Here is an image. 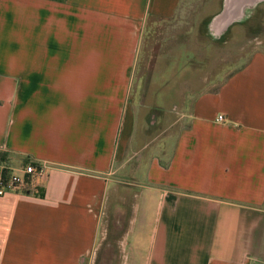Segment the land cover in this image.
Returning a JSON list of instances; mask_svg holds the SVG:
<instances>
[{
    "label": "crops",
    "instance_id": "crops-1",
    "mask_svg": "<svg viewBox=\"0 0 264 264\" xmlns=\"http://www.w3.org/2000/svg\"><path fill=\"white\" fill-rule=\"evenodd\" d=\"M182 1L0 0L2 165L46 166L0 196V264H264V51L187 113L156 92L132 104L144 31ZM259 5L223 0L206 32ZM141 107L167 125L151 135Z\"/></svg>",
    "mask_w": 264,
    "mask_h": 264
},
{
    "label": "rangeland",
    "instance_id": "rangeland-1",
    "mask_svg": "<svg viewBox=\"0 0 264 264\" xmlns=\"http://www.w3.org/2000/svg\"><path fill=\"white\" fill-rule=\"evenodd\" d=\"M222 1L183 0L176 17L150 20L132 78L130 97L134 107L142 102L150 103L156 92L155 96H162L165 105L171 108L170 118L187 113L199 89L206 85L209 89L216 87L225 75L245 63L254 51H264V5L254 8L252 17L243 26L228 31V35L220 39L206 32V19L219 9ZM141 108L142 116L149 120L151 135L167 125L170 118L161 122L160 110ZM155 114L159 116L155 117ZM151 120L154 122L150 123ZM175 129L176 125L165 134L173 136ZM150 150L148 148L133 157V175L140 177L143 174L145 167L138 164L147 158ZM15 164L21 165L19 161ZM130 189L137 191L139 188L134 183Z\"/></svg>",
    "mask_w": 264,
    "mask_h": 264
},
{
    "label": "built area",
    "instance_id": "built-area-1",
    "mask_svg": "<svg viewBox=\"0 0 264 264\" xmlns=\"http://www.w3.org/2000/svg\"><path fill=\"white\" fill-rule=\"evenodd\" d=\"M217 120L223 121V116L218 115ZM45 175L46 166L36 163H28L19 170L11 168L7 176L0 173V196L10 191H19L25 188L31 178L44 177Z\"/></svg>",
    "mask_w": 264,
    "mask_h": 264
},
{
    "label": "trees",
    "instance_id": "trees-1",
    "mask_svg": "<svg viewBox=\"0 0 264 264\" xmlns=\"http://www.w3.org/2000/svg\"><path fill=\"white\" fill-rule=\"evenodd\" d=\"M4 157L5 155L0 153V173L3 176H7L9 175L11 168L7 167L6 165H2V163L4 162Z\"/></svg>",
    "mask_w": 264,
    "mask_h": 264
}]
</instances>
